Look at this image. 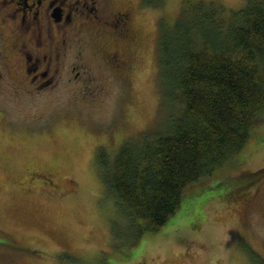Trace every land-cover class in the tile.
Returning a JSON list of instances; mask_svg holds the SVG:
<instances>
[{
  "label": "rangeland",
  "instance_id": "rangeland-1",
  "mask_svg": "<svg viewBox=\"0 0 264 264\" xmlns=\"http://www.w3.org/2000/svg\"><path fill=\"white\" fill-rule=\"evenodd\" d=\"M213 1L230 9L246 4ZM151 7L135 9L143 40L128 81L94 67L86 52L92 81L88 71L75 77L79 60L60 84L40 93L0 81V241L10 236L16 243H0V264H252L249 248L264 256V177L243 179L264 167V123L241 162L226 169L223 186L216 185L223 170L203 176L163 229L136 244L103 187L97 152L113 158L118 146L164 117L156 87L158 40L162 25L179 17L182 0ZM32 167L51 170L54 184H44ZM242 180L243 190L221 199Z\"/></svg>",
  "mask_w": 264,
  "mask_h": 264
},
{
  "label": "trees",
  "instance_id": "trees-1",
  "mask_svg": "<svg viewBox=\"0 0 264 264\" xmlns=\"http://www.w3.org/2000/svg\"><path fill=\"white\" fill-rule=\"evenodd\" d=\"M162 2L143 0L147 6ZM158 53L163 119L118 146L113 158L97 152L103 187L129 223L135 244L161 231L185 191L203 183V176L223 170L216 183L223 186L226 169L241 162L264 123V0H246L239 9L213 0H182L175 23L160 29ZM257 176L264 177V167L243 179ZM243 182L221 199L238 194ZM248 255L252 264H264L259 252L249 248Z\"/></svg>",
  "mask_w": 264,
  "mask_h": 264
},
{
  "label": "flooded vegetation",
  "instance_id": "flooded-vegetation-1",
  "mask_svg": "<svg viewBox=\"0 0 264 264\" xmlns=\"http://www.w3.org/2000/svg\"><path fill=\"white\" fill-rule=\"evenodd\" d=\"M142 3L0 0V81L40 93L60 84L67 71L79 66L78 60L82 70L78 69L75 77L88 71L92 81V70L83 63L84 52L94 67L107 68L110 74L128 81L143 40V26L135 18V9L147 6ZM73 79L70 76L67 82ZM34 171L42 175L44 184H54L51 170L32 167ZM0 243L16 244L10 236Z\"/></svg>",
  "mask_w": 264,
  "mask_h": 264
}]
</instances>
